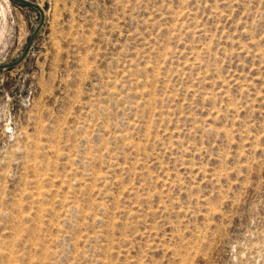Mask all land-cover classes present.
Masks as SVG:
<instances>
[{
  "label": "rangeland",
  "instance_id": "1",
  "mask_svg": "<svg viewBox=\"0 0 264 264\" xmlns=\"http://www.w3.org/2000/svg\"><path fill=\"white\" fill-rule=\"evenodd\" d=\"M0 0V264H264V0ZM40 10V11H39Z\"/></svg>",
  "mask_w": 264,
  "mask_h": 264
},
{
  "label": "water",
  "instance_id": "2",
  "mask_svg": "<svg viewBox=\"0 0 264 264\" xmlns=\"http://www.w3.org/2000/svg\"><path fill=\"white\" fill-rule=\"evenodd\" d=\"M14 1L19 2V3H22V4L31 5V6L37 8V6H36L34 3H32V2H30V1H28V0H14ZM39 11H40V10H39ZM30 43H31V40L28 42V44H27V46H26V48H25L23 54L21 55V57H20L17 61L12 62V63H8V64H0V69L13 67V66H15L16 64H18L20 61H22V59L24 58V56L26 55V53H27V51H28V49H29V47H30Z\"/></svg>",
  "mask_w": 264,
  "mask_h": 264
}]
</instances>
